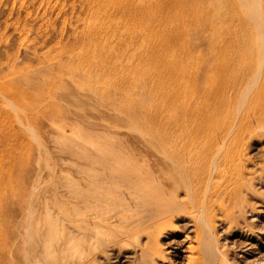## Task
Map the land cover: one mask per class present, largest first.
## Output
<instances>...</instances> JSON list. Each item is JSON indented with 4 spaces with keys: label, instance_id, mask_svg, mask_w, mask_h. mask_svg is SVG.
Returning <instances> with one entry per match:
<instances>
[{
    "label": "rangeland",
    "instance_id": "374dc122",
    "mask_svg": "<svg viewBox=\"0 0 264 264\" xmlns=\"http://www.w3.org/2000/svg\"><path fill=\"white\" fill-rule=\"evenodd\" d=\"M252 1L0 0V264H193L208 231L223 253L216 264H264V0L260 21ZM220 63L219 77L185 80L205 87L193 97L214 128L197 132L180 101L155 114L175 65ZM161 134L194 144L184 148L198 159L189 194L172 188L151 145ZM212 134L225 144L215 164L204 149ZM212 164L235 194L205 187ZM126 182L142 201L124 194ZM109 188L137 221L148 213L139 204L155 222L122 235Z\"/></svg>",
    "mask_w": 264,
    "mask_h": 264
},
{
    "label": "bare ground",
    "instance_id": "6f19581e",
    "mask_svg": "<svg viewBox=\"0 0 264 264\" xmlns=\"http://www.w3.org/2000/svg\"><path fill=\"white\" fill-rule=\"evenodd\" d=\"M258 2H259L258 0H253L251 6L249 5V7H248V10H250L251 14L254 16L256 21H257V19L260 21L259 4H258ZM245 3L242 4L244 7H246L248 5V4L246 5ZM119 12H120V10H119ZM259 21H258V23H259ZM258 28L260 30L259 31L260 32V37L264 38V31H263L264 28H262V27L260 28V26ZM117 47H118V49H120V52H121L122 51V48H120L121 46L119 45ZM262 50L264 51V48ZM261 57L263 58V55ZM216 59L213 58L211 60L210 64L214 63L216 61ZM204 60H207V59L205 58ZM262 60H264V58ZM100 63H101V61H100ZM103 63H105L106 66L110 67V68L111 67L112 68L113 67L114 68H119L117 62H114V61L110 60L107 56L102 59V64ZM223 63H224V61H223ZM98 64H99V62H98ZM207 64H209V63H207ZM99 65H101V64H99ZM176 68H177V66L175 65L174 66V73L171 72L169 78L168 77L164 78V82L160 83V87H159L160 90L158 89L157 94L154 93V94H156V96H160V95L162 96V98L160 97L161 100L157 103V113H155V114L157 116L160 115L162 113V110H163L162 108H164V107L166 108L167 111L171 109V112L174 111V109L172 110V108H175V109L177 107L181 108L180 105H178L177 107H176V105H174L176 103H179V101H180V103H182L183 111H179V113L183 112V117H184L183 120H185L187 117H189V118L190 117H194V118H197L198 120L200 119V121L198 123L199 124L198 127H200V128H198L196 126L197 127V132H200L199 130L204 129L207 125H208V127L210 129L214 128V119L212 117H210V119L212 118L211 121H207L206 117H201L203 113H201V110L199 109V106L196 103L197 99L195 100V98H194L195 96L193 97V91L196 92V93H198V91L205 93L206 92L205 87L204 88H202V87L199 88L198 85L195 83V81H194V84H191L192 86L186 85L185 84V80L186 79L187 80L191 79V82H192V80H194L196 78H199V77H202V76L207 77L208 73L211 74L210 76H212L214 74V75H217L219 77L220 74H221V63L215 69H209V66H207V65L204 66L203 68H191V67L190 68H185V67L181 68V66H180L179 70H175ZM137 70H138V68H137ZM114 81H115V78H114ZM114 81H111V83L112 82L114 83ZM124 81L125 80L123 78H120L116 82L118 83V85L121 88V86H124V84L125 85L127 84V83H124ZM125 82H127V81H125ZM88 83L90 85V82H88ZM92 84H94V83H92ZM91 87L88 88L89 91L93 89V88L91 89ZM98 92H99V90H98ZM120 92H121V89H120ZM117 93H119V92L117 91ZM104 95H106V93H104ZM163 95H164V98H163ZM200 102H202V101H200ZM183 106H185V107H183ZM187 106L189 107L188 109H187ZM135 110H136V108H135ZM160 117L157 118L156 128L162 130L163 129V124H162L163 121H162V118H160ZM181 120H182V118H181ZM209 122H211V123H209ZM205 124H206V126H205ZM192 129H191V127L190 128L188 127V131L186 130V133H191ZM216 135L217 134H212L211 138L209 140L210 144H205V147H204L205 153L207 155L209 154V155L212 156L214 164H215L216 158L218 156H220L221 152L223 151V149L225 147L224 136L223 135L222 136L221 135L216 136ZM173 137L174 136H172L171 139H169L168 136H165V135L161 134V136H159L156 139V144H151V145L153 146L154 151L158 152L161 155V157H162V161L161 162H163L165 164V166H164L165 169H166L165 174H168L167 178H169L172 181V183H173V185H172L173 187L172 186L171 187L176 189V190L179 189V188H184V190L186 191L185 193L189 194V193H191L190 191L193 190V182L195 181V178H196V176L194 174L195 171H194V168H193V164L195 162H198V159L197 158H195L194 160L193 159H191V160L185 159V157H184L185 156V152H184L185 149L184 148L189 146V145L193 146V148H194V144H187L186 143L187 141L184 142L185 144H175V139L176 138L175 137L173 138ZM214 164H212V166L209 167V170L205 173L207 175L204 178L205 187H209L210 186L209 189H211V191L213 192V194L215 193V195L224 194L226 191L228 193H230L231 195L235 194L236 190L233 187V185L229 184L228 181L226 182L224 180V178L226 177L224 172L221 169H219V167L217 165L215 166ZM201 172L204 173L203 170ZM127 173H128V170L126 172H124V173L123 172L122 173L119 172V176L121 178H125ZM156 180L158 182H160V180H158V179H156ZM152 183L153 182H151V185H153ZM90 184L93 185L92 183H90ZM144 185H146V184H144ZM123 186L126 189L124 194H128L129 197L126 195L128 198L132 199V198H134V196L137 197V195H138L137 198H138V200H140L139 199L140 196H139V193H138L139 186L137 188H133V187L129 186V184L127 182L125 184H123ZM162 186H163V184H159V183L157 184V186L156 185L154 186L155 187V191L157 190L156 192H154L157 195V198H156V200H154V197H153V201H155V203H157L156 206H160V207L162 205H164V201L162 200V197H160L158 195L159 193H161V190H163ZM108 192L109 193L110 192L111 193H117V190L116 189L113 190V188H109ZM111 193L108 194L107 203H109V205L112 206L111 208L113 210L112 211L113 214H112V212L111 213L109 212V213L112 214V217H113V215L115 216L116 214H119V213L121 214L122 217L120 218V221H122V223L124 225V232H123L122 235L125 236V235L131 234L132 232L134 233V231H136L137 227L143 225L144 222L145 223H149V224H153L155 222V220L153 219L154 215H152L154 211L151 210L150 208H147L146 205L144 207H142V208L138 207L139 204L136 206L137 207V212L136 213H138V211H139V213H142L143 211H147L148 212L147 214L139 217V218H141V221H137V218L135 216L136 214H134V212L131 209V207L128 204H123V202H122L123 199L121 200L119 198V196H118V198H115ZM99 194L100 193H92V195H91L93 197V199L96 200V203H97V201H100V200L103 199L102 196L99 195ZM121 194H119V195H121ZM124 194H123V196L121 195L123 198H125ZM205 196H207V194ZM124 201H126V200H124ZM140 201H142V200H140ZM139 203H141L142 205L144 204L143 202H139ZM116 204L118 206H120V208L119 207L118 208L115 207ZM108 217H110V215H108ZM105 218H106V216H105ZM108 220H109V218H108ZM201 224H202V226H204L203 223H201ZM201 224H199V225L201 226ZM204 228H206V227L204 226ZM209 232L210 231L206 232L205 236L201 234L204 238L202 237L203 240L201 242V249L199 248L200 251L197 254H195V256H190L189 257V260L193 264H198L199 261H201L200 260L202 258L201 256H203L205 258V264H216L217 259L219 258L218 255H223V253L219 250L218 246L214 243L213 237H212V235L209 234ZM198 233H197V235H198ZM122 235H120V236H122ZM196 237H198V236H196ZM69 239H70V235L67 237V240H69ZM56 248H59V246L56 247ZM199 253L202 254V255H200ZM66 259L67 258H65V260L64 259L61 260V264H64Z\"/></svg>",
    "mask_w": 264,
    "mask_h": 264
}]
</instances>
